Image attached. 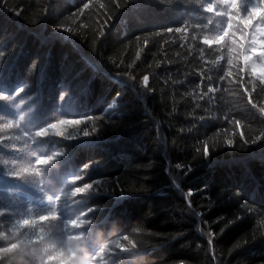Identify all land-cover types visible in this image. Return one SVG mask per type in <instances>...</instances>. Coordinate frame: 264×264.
<instances>
[{
  "label": "trees",
  "instance_id": "16d2710c",
  "mask_svg": "<svg viewBox=\"0 0 264 264\" xmlns=\"http://www.w3.org/2000/svg\"><path fill=\"white\" fill-rule=\"evenodd\" d=\"M87 2L0 0V54H3L0 56V94L6 97L0 101V122L23 116L22 128L34 132L57 118L102 117L101 130L95 136L74 141L44 138L33 145L32 150L41 154L65 149L59 169L49 170L50 178L61 184L84 163L100 160L85 179L89 182L118 180L125 168L147 164L150 158L157 160L158 167L151 171L153 178L148 183L165 195L122 198L119 203L115 197L97 196L85 207L101 205V216H107L111 209L112 215L120 217L126 226L152 213L149 227L185 232L165 249L170 259H204L203 252H197L196 247L199 244L206 248V238L196 231L195 218L181 216L176 210L183 200L168 187L170 181L163 173V159H170L172 163L189 159L191 163V154L201 143L207 141L211 147L221 139L225 141L232 135L231 125L224 119L230 110L233 119L242 120L243 127L236 129L237 134L244 131L246 124L264 129V116L251 109L246 98L241 99L243 88L240 96H236L235 85L227 81L214 79L211 86L219 91L205 95L209 81L200 74L201 61L188 55L187 40H181L179 33L167 32L203 19L205 14L191 0H173L168 5L156 0H129L125 6L121 2L118 9L110 0H101L107 5L105 11L113 16L112 20L105 23V17L98 15L96 8L85 10V15L73 20L78 8ZM5 3L11 7H4ZM16 11L22 14L18 16ZM98 21L105 24L103 37L97 34ZM82 22L87 27L81 28ZM63 28L72 31L65 32ZM137 36L148 37L149 42L142 40L137 44ZM220 74L217 71L215 76ZM144 75L149 76L150 94L138 89L143 88ZM135 81H139L138 87ZM20 89L23 91L19 92ZM201 93H204L202 98ZM254 95L264 104V96L258 90ZM113 100L114 105L109 107ZM149 113L157 116L169 142L181 138L180 148L171 151L165 148L163 157L153 154L151 139L159 124L153 125ZM216 116L220 120L213 119ZM190 126H194L191 131ZM181 128L185 131H180ZM225 131L227 136H222ZM24 139L26 135L22 134L15 141L16 147H22ZM14 152L0 145V155L14 157ZM182 186L185 191L192 189L193 202H197L193 208L199 207L200 214L209 223L221 216L226 220L242 216L215 240V247L222 251L226 252L252 227L264 231L261 226L264 218L254 221L252 216L244 215L239 201L231 195L238 191L241 200L264 211V139L245 146L242 151L224 143L223 148L210 152L208 159L185 177ZM20 194L33 198L38 195L24 183L0 174V201ZM207 195L216 200L210 212L205 207ZM223 224L224 221L212 224L214 238ZM207 259L211 264V257ZM262 262L264 239L237 250L226 259L220 257V264Z\"/></svg>",
  "mask_w": 264,
  "mask_h": 264
},
{
  "label": "clouds",
  "instance_id": "9594fccd",
  "mask_svg": "<svg viewBox=\"0 0 264 264\" xmlns=\"http://www.w3.org/2000/svg\"><path fill=\"white\" fill-rule=\"evenodd\" d=\"M128 2L129 0H122L124 6ZM156 2L168 5L173 0H156ZM191 2L205 15L200 22L187 24L184 27L188 36L187 52L194 59H199L202 65L207 66L201 68L200 74L207 72L209 92L213 91L211 83L215 79L227 81L229 85L234 84L235 95L240 96L242 86H238V82L244 81L248 87L258 90V94L264 96V82H262L264 72L259 77L254 75L256 66L264 68V0H191ZM237 3L240 5L239 11L231 7ZM237 16L242 18L251 16L252 24L245 28L239 20L234 19ZM230 22L231 28H229ZM171 31L172 29L167 30V32ZM221 36L224 38L218 40L217 38ZM206 37L210 42L206 41ZM241 44L245 45L243 49L240 47ZM241 52L250 57L247 65L239 59ZM217 71L221 73L218 77L215 76ZM229 72L232 73V77H229ZM135 84L138 87L139 81H135ZM138 89L141 93L152 92V89L146 85ZM215 91H219V88H215ZM114 103L115 100L109 107ZM149 116L153 125L159 124L151 139L153 154H160L163 157L165 148L168 151L180 148L181 138L169 142L161 130L162 124L157 120V116L152 113H149ZM57 119L95 120L96 123L92 127H89V123L82 124L79 128L67 126L63 135L52 132L42 136L35 135L41 129L48 128ZM57 119L34 132L24 130L27 138L24 139L21 150L14 152V157L0 155V174L24 183L38 194L34 198L25 194L13 195L5 201H0V264H209L207 259L209 256L211 264H220L221 256L226 259L237 250L264 239V231L252 227L226 252L215 247L214 242L218 236L242 219V216L237 215L234 219L228 220L221 216L218 220L209 223L204 218L205 215L200 214L199 207L193 208V203L197 202H193L192 189L185 191L182 186L185 177L206 161L210 152L223 148V139L219 143H213L211 147L209 144L201 143L196 148V152L191 154V163L189 159L179 163L163 159L165 165L163 173L170 181L168 187L183 200L182 205L177 204L176 210L181 216L195 218L196 231L207 241L206 248L199 244L196 247L197 252H203L204 259L175 260L167 256L165 249L183 237L185 232L159 231L149 227L152 213H148L135 224L126 226L120 217L112 215L111 209L107 216H101L100 213L103 211L101 205L85 207L93 197L97 196L115 197L119 203L122 198L165 195L155 185L148 183L153 178L150 173L158 167V161L150 158L147 164L125 168L118 180L97 179L89 182L85 179L89 171L101 163L100 160H91L84 163L76 174L67 176L61 184H57L50 178L49 170L59 169V162L65 156V149L60 148L48 154H41L32 150L33 145L44 138L74 141L81 137L95 136L101 130L103 118L87 116L80 119ZM203 119L204 117H201V120ZM213 119L220 120V117L216 116ZM224 119L231 125L232 135L228 138L234 140L229 148L242 151L245 146L256 144L261 140V134H264V129L253 128L247 124L244 125V131L237 134V128L232 123L234 119L231 110L224 114ZM235 120L237 123H242L241 119L235 118ZM193 128L194 126H190L189 131ZM180 131L185 130L181 128ZM221 135L227 136V131ZM38 159L50 162L40 166L38 174L26 172L17 176L16 173L20 168H32ZM148 165L150 167H146ZM231 195L233 200L239 201V208L244 215L252 216L254 221L258 217L264 218V211L241 200L238 191ZM207 197L208 202L205 207L207 212H210L216 205V200L208 195ZM185 201H187L186 205ZM222 221H224L223 227L214 238L212 224ZM205 224L207 227H201Z\"/></svg>",
  "mask_w": 264,
  "mask_h": 264
},
{
  "label": "snow or ice",
  "instance_id": "6c2138e0",
  "mask_svg": "<svg viewBox=\"0 0 264 264\" xmlns=\"http://www.w3.org/2000/svg\"><path fill=\"white\" fill-rule=\"evenodd\" d=\"M111 3H113L114 8H120L121 6V2L122 0H110ZM6 3L3 5L4 7H6ZM231 7L233 8V10L235 11H239V3L231 5ZM93 8L97 9V14L100 16H104L105 17V23L108 20H112L113 16L111 14H109V12H106L105 9L107 8V5L103 2H101V0H88L87 3H83L82 7H79L77 12L73 15L72 19L75 20L76 16H83L85 15V10L91 11ZM211 10V9H210ZM16 15H21L22 13L20 11H16L15 12ZM47 14V11H46ZM234 19L239 20L240 23L242 24V26H244L245 28H247L249 25L252 24V17H247V18H242L240 16L235 17ZM98 23V28H97V34L101 37L105 36V31H104V27L105 24L104 23H100L99 21ZM81 28H85L87 27V24L85 22H82L80 24ZM232 27L231 22L229 23V28ZM63 31L65 32H71L72 29L71 28H63ZM185 29L184 28H175L172 29L171 32L169 33H179L180 34V39L181 40H187L188 37L185 35ZM154 36H160L162 39L164 38L160 33H154ZM224 37H218V40H222ZM206 41H208V38H205ZM143 40V42L148 43L149 42V38L148 37H140L137 36L136 37V42L137 44H139V42H141ZM210 42V41H208ZM241 49H243L245 47L244 44L240 45ZM3 54H0V56H2ZM137 57H139V52L136 53ZM240 61L247 65L250 62V57L244 55L243 52H241L240 57H239ZM35 67V66H33ZM201 68H203V65L201 64ZM264 72V68H262L261 66H256L255 67V71H254V75L259 77L261 75V73ZM202 77L204 79L207 80V72L204 71L202 72ZM143 80L142 83L143 85H146L149 87V76L148 75H144L143 76ZM229 77H232V73L229 72ZM264 82V81H262ZM238 86H242L243 88V92L241 93V99H245L246 98V102L248 105L251 106V109H256L259 114L261 116H264V104H260L257 100H256V96L254 95L256 93V90L254 88H250L248 87L244 81H239L238 82ZM206 87V86H205ZM23 89H20L19 92H22ZM19 92L17 94H19ZM206 92L207 93H213L215 92V88L213 87V91L209 92L208 87H206ZM201 98L204 96V93L200 94ZM6 97L3 94H0V101L5 100ZM23 116H20L19 119L17 120H7V121H2L0 122V145H5L7 147H10L12 149H14V151H20V147H16V140L21 139L22 134H24V129L22 128V121H23ZM95 120L92 121H83V120H79V121H64V120H60L57 119L54 123L50 124L48 126V128H43L41 129L39 132L35 133V135L37 136H42V135H46L49 132H52L54 134L57 135H63L64 130L67 126H80L82 124L85 123H93L94 125ZM233 125L236 126V128H242L243 125L242 123H237V121L234 119L232 120ZM17 133H19V135H17ZM89 135L91 133H88ZM27 138V137H26ZM261 139H264V134H261ZM224 143L226 144V146L231 147L234 143V140L231 138H227L225 139ZM205 145L208 144L207 141L204 142ZM50 161H44V160H37V163L35 166H33L32 168H20L17 171V176L22 175L26 172H32L35 174H38V169L40 166L44 165L45 163H49ZM146 167H150V165L146 166ZM251 211V210H249ZM261 226L264 227V219H261Z\"/></svg>",
  "mask_w": 264,
  "mask_h": 264
},
{
  "label": "bare ground",
  "instance_id": "6f19581e",
  "mask_svg": "<svg viewBox=\"0 0 264 264\" xmlns=\"http://www.w3.org/2000/svg\"><path fill=\"white\" fill-rule=\"evenodd\" d=\"M93 75V74H92ZM121 79V78H120ZM95 82V81H94ZM112 87V86H111ZM103 103V102H102ZM124 112V111H123Z\"/></svg>",
  "mask_w": 264,
  "mask_h": 264
}]
</instances>
